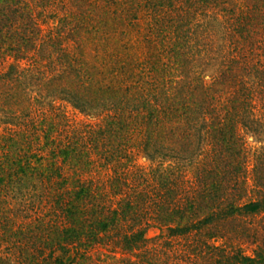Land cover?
Masks as SVG:
<instances>
[{
	"label": "trees",
	"instance_id": "1",
	"mask_svg": "<svg viewBox=\"0 0 264 264\" xmlns=\"http://www.w3.org/2000/svg\"><path fill=\"white\" fill-rule=\"evenodd\" d=\"M256 111L264 0H0V264H132L150 230L264 219V146L250 187L239 134ZM252 235L251 256L206 247L264 264Z\"/></svg>",
	"mask_w": 264,
	"mask_h": 264
},
{
	"label": "rangeland",
	"instance_id": "2",
	"mask_svg": "<svg viewBox=\"0 0 264 264\" xmlns=\"http://www.w3.org/2000/svg\"><path fill=\"white\" fill-rule=\"evenodd\" d=\"M45 16L39 19L41 28L46 30L54 27L56 25L57 14L52 15L49 13ZM65 111L70 120L93 123L89 118L70 107H66ZM248 117H252L253 120L251 121L254 122L250 121L248 124L242 125L239 134L245 143L247 151L248 185L251 187L252 154L254 150L264 146V120H262L260 113L257 111L253 116ZM136 163L143 169L149 166V162L141 156H137ZM182 163L181 161L180 164ZM261 217L262 215L255 218L241 217L231 221L228 220L220 224L222 227L219 226V231H212L221 237L216 239H210V235L207 232L173 238L166 236L158 237L160 230H150L146 235L150 241L138 255L131 256L132 264H139V254H143V257L153 260L156 264H219L216 252L208 249L206 244L226 250L237 249L245 256H251L254 248V245L251 243L253 231L255 230L260 236H264V232L262 231L263 233H261V230L264 228V219ZM98 252L101 254L100 258L105 260L107 264H121L115 261L116 259H113L115 255L116 258L120 256L119 251L104 247L98 248Z\"/></svg>",
	"mask_w": 264,
	"mask_h": 264
}]
</instances>
